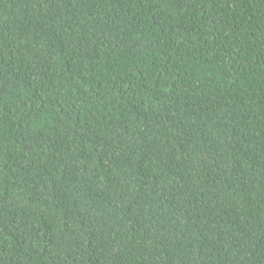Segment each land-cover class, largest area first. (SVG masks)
<instances>
[{"label":"trees","instance_id":"1","mask_svg":"<svg viewBox=\"0 0 264 264\" xmlns=\"http://www.w3.org/2000/svg\"><path fill=\"white\" fill-rule=\"evenodd\" d=\"M0 264H264V0H0Z\"/></svg>","mask_w":264,"mask_h":264}]
</instances>
